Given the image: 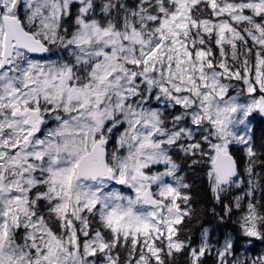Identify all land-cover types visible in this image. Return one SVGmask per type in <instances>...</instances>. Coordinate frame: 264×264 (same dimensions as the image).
I'll return each mask as SVG.
<instances>
[{
  "label": "snow or ice",
  "instance_id": "obj_1",
  "mask_svg": "<svg viewBox=\"0 0 264 264\" xmlns=\"http://www.w3.org/2000/svg\"><path fill=\"white\" fill-rule=\"evenodd\" d=\"M258 118L264 0H0V264H264Z\"/></svg>",
  "mask_w": 264,
  "mask_h": 264
},
{
  "label": "trees",
  "instance_id": "obj_2",
  "mask_svg": "<svg viewBox=\"0 0 264 264\" xmlns=\"http://www.w3.org/2000/svg\"><path fill=\"white\" fill-rule=\"evenodd\" d=\"M255 128H256V134H257L258 137L260 135H264V119H259L258 118L257 121H256ZM193 191L195 193L194 203L198 207H203V206L207 205L208 201H207V198L204 195L202 186H200L198 184L197 187Z\"/></svg>",
  "mask_w": 264,
  "mask_h": 264
}]
</instances>
